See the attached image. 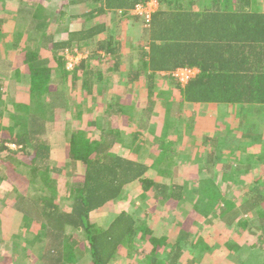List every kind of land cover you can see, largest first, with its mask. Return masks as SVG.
Returning <instances> with one entry per match:
<instances>
[{
	"label": "trees",
	"instance_id": "1",
	"mask_svg": "<svg viewBox=\"0 0 264 264\" xmlns=\"http://www.w3.org/2000/svg\"><path fill=\"white\" fill-rule=\"evenodd\" d=\"M102 1L107 7L116 8L126 6L128 0H92L97 5H101ZM146 1L133 0L132 4ZM158 1L163 9H158L145 27L148 46L146 49L144 45L137 48L140 65L136 71L141 72L148 67L152 70L148 74L149 89L156 71L171 72L178 67L194 66L199 73L183 87L180 102L233 103L241 105L238 107L240 114L253 105H264V10L258 8L256 0H192L188 4L183 3L184 0ZM197 1L202 5L195 6ZM40 2L33 3L39 6ZM40 10L30 5L11 12L17 22H26L29 34L34 33L35 37L26 34L24 41L29 48H18L14 60H9L6 55L0 58V178H5L6 172L16 166L23 169L18 171L15 168L22 185L25 182L33 187L37 185L34 201L32 198L26 200L20 194L10 202L28 230H32V226L35 229L38 227L34 241L41 238L50 240L43 241L44 250L35 261L38 264L71 262V254L79 243L72 234L66 233V228H71L80 231L81 240L89 245L87 264H110L120 246L135 251L138 235L146 238L151 245L145 264H157L160 255L157 249L168 246L169 238L154 236L149 225H135L126 212L117 214L105 228H97L91 222V214L115 200L131 181L139 180L145 192L160 188V195L163 196L168 191L166 187L141 178L144 172L142 164L111 151L118 133L115 117L124 115L121 108L119 110L112 105L111 114L90 121L93 128H100L90 130L96 132L94 140L85 129L67 130L66 152L69 160L79 162L83 171L81 179L69 189L68 197L72 200L70 210L61 211L58 207L54 195L55 180L49 174L45 176L58 161L49 145L47 129H54L66 115L62 90L58 87H63L66 78L72 75L73 81H82L85 94L93 89L90 66L81 60L72 71H68L62 56L65 51L81 48V41L91 44L103 29L97 25L70 31L64 12L61 21L57 22L59 26L54 27L44 23ZM93 11H88L89 18ZM7 32L13 37L12 44L7 46H18L21 35ZM104 40L97 45L104 56H111L114 50ZM40 49L50 55L40 54ZM138 76L136 73L135 77ZM16 95L22 101L15 99ZM54 105L59 107L56 113L49 111L51 108L54 110ZM198 187L194 191L193 211L201 209L203 216L209 213L214 216L216 206L224 202L222 195L212 181L200 180ZM180 193L179 189L176 196H173L174 192L171 195L180 199ZM252 197V202L247 204L248 211L253 213L252 223L259 226L263 236L264 214L257 209L256 200L262 198ZM191 223L197 224V220L193 219ZM170 242L163 261L177 264L182 255L181 240ZM73 261L71 263L76 264Z\"/></svg>",
	"mask_w": 264,
	"mask_h": 264
},
{
	"label": "rangeland",
	"instance_id": "2",
	"mask_svg": "<svg viewBox=\"0 0 264 264\" xmlns=\"http://www.w3.org/2000/svg\"><path fill=\"white\" fill-rule=\"evenodd\" d=\"M34 1H41L38 7L41 8L40 13L44 19V23L58 27L59 23L57 22L61 21L62 12L65 13L68 0ZM256 1L258 8L263 11L264 3H260L259 0ZM262 1L264 2V0ZM15 2H18V0H0V58L6 55V58L9 60H14L18 48H29V44L24 41V38L27 33V36L31 34H29V28L25 26L26 22L13 24L11 17L14 15L11 12L17 9L15 8ZM25 3L27 6L32 4L31 2ZM73 22L72 27L77 28L78 19H74ZM7 31H10L11 34L19 33L21 35V40L17 43L18 46H7V44H12L13 38L10 37ZM108 36L114 42L113 44L119 43L120 48H122L121 55L124 54V60L122 59V64L124 63L123 67L128 66L127 57L125 56L128 50L125 49V44L137 43L139 41L138 38L141 37V32L138 30L132 32L126 23H121L117 28L114 24H111L107 35L104 33L103 38L105 39ZM31 37H35L34 33L31 34ZM10 39L11 42L9 43ZM87 47L86 49L85 46H81V48H75L70 53H65L62 56L65 68L67 61L70 66L77 64L80 59L84 58V55L90 54L91 50H95L96 44L95 42H91ZM127 48L129 49V45ZM14 50L16 51L13 54ZM38 52H41L40 54L44 56L50 55L48 51L43 49L38 50ZM98 54L96 52V55ZM102 55L104 53H100L99 57L96 56L91 66L93 69L91 79L93 89L91 93L85 94L86 89L82 88V81H73L72 75L66 78L63 87H58V90H62L61 93L65 102V107H63L66 109L65 119L58 121L59 125L56 124L57 126L54 129L53 127H48L49 130L47 129L46 132L49 145L55 151V158L58 161L55 166L52 165V170L47 172L45 176L47 177V174H49L55 180L54 192L56 194L54 193V195L57 197L56 201L61 211L70 210L72 200L68 197L69 189L75 181L81 179L83 171V167L79 162L69 160L68 153L63 154L62 151H59L63 148L65 142L67 143L68 141L67 130H72L73 128L85 129L92 140L96 139V132L90 131L93 128L90 121H94V118H103L105 114H110V106L116 101L114 92L118 91L114 89L115 85L118 86L122 97L130 96L136 99L128 101L130 102V106L132 104L136 105L119 107V110L122 109L121 111H123L128 121L126 124H119L120 130H118V135H115V142L117 144L115 143L111 149L114 154L125 159L129 158L145 162L148 168L145 174L146 178L160 184H166L165 186H168L170 189L174 185H183V170L184 172L190 170L196 172L197 166H203L205 161V155L198 156L197 150L192 148V143L189 145L190 149L183 148L180 149V152L171 153L163 157L164 164H162L161 170H158V165L155 161L158 156L157 154L154 153L147 156L143 148L139 154L127 152L126 143L148 144L150 141L153 142V139L157 135H160L161 139L164 138L163 136H170L177 145L178 139L188 136L184 132L185 126L183 125L188 121L189 116H187L184 122H177L174 118L172 112L174 113L175 106H170L167 103V99H170L173 95L170 97L171 91H168L167 88L169 80L166 79V76H157L158 82H156L157 87L155 92L152 90L150 93L145 87V90H136L137 87H135L132 91L128 92L126 85L114 81L117 76L112 75V70L115 67L113 56L107 55L103 57ZM132 56L133 60L130 63L132 62L133 66H137V63H139L138 53L135 52ZM120 65L121 63L118 61V68ZM102 71L104 75H98V72ZM96 78H99L101 82L96 84L94 82ZM145 84V80H143V86ZM127 92L129 95L126 94ZM15 99L22 101L19 95H16ZM149 101L152 103L151 105ZM57 104H59V99ZM146 106L149 108V111H144ZM58 108V106H55L54 110L51 108L49 111L56 113ZM262 108L263 112L259 114L255 115L251 110H248L239 114L237 117L239 119L238 122L236 118L234 119L236 130L234 128L235 135H232L235 137L237 134H245L241 138L249 142V145L241 141L239 144L242 147L224 158L225 163L222 171L218 172V169L214 171L217 189L224 193V196L222 195L223 199L230 201L232 204H218L214 209V216H205L204 219L197 220L202 222L189 226V218H196V216L191 215L194 213L192 205L195 204V197L191 196L192 190H189V186L183 185L184 189L188 190V194H185L184 199L179 201L176 207L175 205L174 208L159 206L157 209L156 207L151 209L154 203L157 204L158 201L153 199L152 192H145L138 182L137 184H133L129 190L123 191L116 200L93 212L91 214L92 224L97 228H105L112 220V216L115 213L121 212L120 210L130 214L137 226L141 223L142 225L147 224L150 227L151 224V228L156 235L169 238L168 246L157 249L160 252L157 264H166L163 261V257L171 244L170 241L178 239L181 240L182 255L177 264H264V235L261 236L259 226L252 223V220H254L253 213L250 214L243 211L241 205L245 200V194L251 193L254 196H261V200L256 199L258 200L257 209L264 214V107ZM194 109L196 112L198 111L196 107ZM142 111L144 112L142 113ZM231 118L230 114V120ZM138 127H146L143 131L147 132L140 135ZM217 127L220 134L223 135L226 132V130L222 129L224 127L223 123H220ZM93 129H96V127ZM96 130H100L99 126H97ZM261 132L263 134L260 135ZM195 139V137L190 138L191 141H195ZM144 148L147 149V147ZM257 156H260L259 161L257 160ZM245 157L246 159H244ZM24 160L30 161L29 159ZM22 161L20 160L19 162ZM227 164H231L229 169L225 167ZM233 165L234 167L237 166L236 171H234L236 174V178L234 179L226 177L227 173H225L226 171L233 172L231 169ZM247 165L250 167L247 171H244ZM15 168L18 171L22 169L21 167L14 166L10 171L14 172ZM175 168L178 171L176 174L172 173V170ZM180 169L181 172H179ZM10 171L8 170L7 174L10 175ZM203 175L208 176V173L203 174L200 171L199 176ZM240 178L243 179L239 181ZM5 181L6 179L0 180V264H38L35 260L44 250L43 246L45 245L43 244L45 243L43 241L49 242L50 240L41 238L38 241H34L38 227L36 226L35 229L32 226V230H28L20 220L19 215L12 208V205H10L11 200L15 197L17 198L20 194L26 200L28 198L31 200L32 198L34 201L37 185L35 184L36 187H33L27 182L22 185L19 178L17 181H11V183ZM231 205L234 208L229 211ZM196 213L203 216L201 210H196ZM185 220L186 222L184 223ZM66 233L72 234L79 242L71 254V262L74 260L76 264H87L89 262V245L81 240L82 233L80 231H73L71 228H66ZM136 239L139 241L135 251L133 248L118 247L110 264H145L151 245L141 235H138ZM71 262L66 264H70Z\"/></svg>",
	"mask_w": 264,
	"mask_h": 264
},
{
	"label": "crops",
	"instance_id": "3",
	"mask_svg": "<svg viewBox=\"0 0 264 264\" xmlns=\"http://www.w3.org/2000/svg\"><path fill=\"white\" fill-rule=\"evenodd\" d=\"M27 1L28 0H18V2H15V8H21L22 6L23 7L27 6V4L25 3ZM156 1L158 2V5H159L158 9H163V5H161L158 0H156ZM191 1L192 0H184L183 3L188 4V2H191ZM30 2L32 3L31 5H33V6L36 5L34 7H36V9H37L38 4H33V2H35L34 0H30ZM30 2H28V3H30ZM132 3H133V0H132V2H131V0H128L126 3L127 4L126 6H121V7L117 6L115 8V7H107L105 4H103V1L101 2V5H97V3H93L92 0H68V4L66 5L67 9L65 10L66 17L64 16V18L70 24L69 25L70 31L81 30L82 28L87 29V28L97 26V25L101 26L100 28L103 29V31L100 34L96 35L93 38V41L96 44L95 50H91L90 54L84 55V58L82 59L86 65L90 66V68L94 62V58L96 56L99 57V54L103 53L102 49H100L98 47L97 42L104 39L103 34L105 33L107 35L108 30H109V26L111 24H114L117 28L121 23H126V24H128V28L132 32H134L135 30H138L139 32H141V37L138 38L139 41L137 43H126L125 44V49L128 50L127 55H125L127 57L128 66H125V67H123L124 63L122 64V59L124 60V58H123L124 54L121 55L122 54V48H120L119 43L113 44L114 42L112 41V39L109 36L105 38L104 41L106 43H110L109 48L114 50V53L111 54L114 58V61H115L114 62L115 67L112 70V75H115L117 77L113 76L116 78V79L114 78L115 80L114 79L113 80L117 83H123L124 85H126L127 86L126 90L128 92L132 91L135 87H137L136 90L137 89L145 90L144 89V87H145L146 90L150 91V93H151L152 90H154V92H155V89L157 87L156 86L157 85L156 82H158L157 76H166L167 77L166 79L169 80V86L167 88H168V91H171L170 97L173 95V97H171L170 99H167V103L170 106H175L174 113L172 112V114H173L174 118L177 120V122H184V120H186L187 116H189L188 121L183 125V126H185L184 132H185V134H188V136H185L184 138L178 139L176 142L177 143V145H176L175 141H173L170 136H163L164 138L161 139V136L157 135V137L155 139H153V142L150 141L148 144L147 143H144V144L138 143L137 144V143H133V142L132 143H130V142L126 143V146H127L126 149H127V152H134L135 154H139V152H141V149L143 148V149H145L144 153L147 156L153 155L154 153L157 154L158 156L155 159V161H156V164L158 165V170H161L162 164H164L163 157L168 156L171 153L180 152V149H183V148L190 149L189 145H190V143H192V148L197 150L198 156H200V155L202 156L203 154L205 155V161H204L203 166H201V165L197 166L196 172H193L191 170L188 172H184V170H183V172H182V174L184 175L183 185L189 186L190 187L189 190H192L191 196L195 197L194 191L197 190V188H199L198 186H199L200 180L212 181L214 186L217 188L218 186L214 180V171L216 169H218V172L222 171L223 165L225 163L224 158L229 156L231 153L238 151V149H240L242 147L241 144H239L241 141H243L244 144L249 145V142H246L244 140V138H241L245 134H241V135L237 134L235 137L232 135L235 133L234 132V128H235L234 127L235 126L234 119L235 118L237 119V117L239 116L240 113H239L238 107H240L241 105L233 104V103L187 102L185 100H182L180 102L179 96H180L183 88L179 87L176 84V82L172 79V77L169 75L170 71L169 72L168 71H156L154 78H152V81H153L152 84L153 85H151V89H149L148 74L151 73L152 70H150V68L148 67L147 69H144L141 72H139L138 70L136 71L137 66L140 65V60H139V63H137V66H133L131 64L132 62L130 63V61L133 60L132 55L138 51L137 48L139 45H144L145 49L147 48L146 46H148L147 45V43H148L147 42L148 41L147 40V28H145V27H147V25H145V23L142 19L130 15L129 11L133 8ZM199 5H202V4L197 1L195 3V6H199ZM28 7H30V6H28ZM16 10L17 9H15L14 12H16ZM89 10H94L91 18H89L88 14H87ZM8 11L10 12V10H8ZM154 15L155 14H153L152 16H154ZM14 16L11 17L12 21L14 20L13 24H18V22L16 21ZM41 19H43V17H41ZM74 19L75 20L78 19V27L77 28L72 27V25L74 24V22H73ZM36 20L40 21V19H38V18ZM108 24H110V25H108ZM141 24H142V26H141ZM80 45L85 46V48L87 49L88 48L87 46L90 45V43L88 44L86 41H83ZM128 45H129V49L127 48ZM96 52L99 54L96 55ZM102 56L104 57V55H102ZM118 61L121 63L119 68L117 66ZM90 70L92 72L93 69L91 68ZM136 73L139 74L138 77H135ZM92 75H93V73H92ZM98 75L103 76L104 74L102 72H98ZM145 75H146V77H144ZM146 78H147V81H146ZM98 80L99 79L96 78V80H95L96 84H98ZM143 80H145V83L147 85L145 84V86H143ZM114 89L118 90L117 92H114V96H115L116 101L113 104L116 106L117 109L121 106H123V107L130 106V104H129L130 102H128V101L136 100L135 98H131L130 96H125V98L122 97L119 93V88L117 85H115ZM128 92L126 93L127 95H129ZM116 103H118L119 107L116 105ZM149 103H150V101H149ZM134 105H136V104H132L131 106H134ZM195 107L198 110L197 112L194 109ZM245 107H248V106H245ZM262 107H264V105H253V106H251V108H247L246 110H244V112L251 110V112H253L256 115V114L263 112ZM146 108L144 109V111L145 110L147 111L149 109L147 106H146ZM110 111H111V108H110ZM144 111H142V113ZM110 114H111V112H110ZM230 114L232 116L231 120H230ZM115 118H116L115 119L116 130H117V128H118V130H120L119 124H124V123L126 124L128 121L124 115H122L120 117L116 115ZM238 120L239 119H237V122H238ZM220 123H223V125H224V127L222 129L226 130V132L223 135L220 134L219 128L217 127L218 125H220ZM230 124H231V126H230ZM138 128H139L138 132H140V135H143L147 132V131H143L146 129V127L145 128L138 127ZM229 129H231V130L229 131ZM235 130H236V128H235ZM51 132H54V131H51ZM156 134H158V133L156 132ZM261 134H263V132H261L260 135ZM117 135H118V133L116 134V136ZM191 137H195L196 138L195 141H191L190 140ZM66 144L67 143L65 142L63 148L59 150V151H62V153H64V154L67 153L66 152ZM144 147H147V149ZM51 150L53 152H55L52 148H51ZM127 159L132 160L136 163L142 164L144 166V172H143L141 178L150 180V179L146 178V176H145V174L148 171V168L145 165V162H140L139 160H134V159H129V158H127ZM244 159H246V157ZM258 159H260V156H257V160ZM225 167H227L229 169L231 167V164H227ZM249 167L250 166L247 165L246 170H244V171H247ZM236 168H237V166L234 167V165H233L231 168L233 170V172L226 171L225 172V173H227L226 177L232 178V179L236 178V174L234 172V171H236L235 170ZM200 171L203 174L208 173V176H204V175L199 176ZM177 172H178L177 168L172 170V173L176 174ZM179 172H181V169ZM10 173L11 174L9 175L6 172V177H5L6 181L5 182L11 183V181H15V180L17 181L18 176L15 174V171L14 172L10 171ZM241 176H242V174H241ZM5 178H3V179L0 178V180H5ZM243 178H240L239 181H241ZM150 181H152V180H150ZM138 182L141 184V182L139 180H134V181H131L129 184L125 185L123 190L119 194V196L122 194L123 191L125 192L126 190H129V188H131V186L133 184H135V183L137 184ZM12 183H14V182H12ZM154 183H157V182H154ZM157 184L161 185L162 187H166V189L168 191L166 193H164L163 196L160 195V192H159L160 188L158 189V191H152V190L148 191V192H152L153 193L152 197H154L153 199L158 201L157 204L154 203V205L151 207V209H154L155 207L157 209L159 206H161L163 208H168V207L174 208V205L176 207L177 206L176 204L179 201L184 199L185 194H188V192H187L188 190H185L183 185H174L170 189L168 186H165L166 184H160V183H157ZM179 189L181 190L180 199L174 198L173 196H176V191ZM216 190L219 191L218 193H220L221 195L224 196L223 192H221L219 189H216ZM173 192L175 194L172 196L171 193H173ZM244 196H245V200L243 201V204H241L242 209H243V211L250 213L248 211V210H250V208L248 207L247 204L252 202L250 200H251V198H253L252 196H254V195L251 193H248V194H245ZM194 200H195V198H194ZM221 203H228V205L232 204L230 201H226V200H224V202H221ZM158 204H160V205H158ZM233 208L234 207L231 205V209H229V211H231ZM169 209H171V208H169ZM175 209H177V208H175ZM199 210H201V209H199ZM120 211L124 212L123 210H120ZM150 211H152V210H150ZM168 211H170V210H168ZM119 213L120 212L115 213L111 219L113 220L114 217ZM128 215L131 216L130 214H128ZM191 215L196 216V218H189V226L192 225L191 220H193V219H196V220L204 219V217H205L202 215H197L196 212H194ZM209 215H211V214L209 213ZM209 215H207L206 217H209ZM185 222H186V220L184 221V223ZM197 222L200 223L202 221H200V222L197 221ZM150 228H151V224H150ZM150 230L152 231V234L154 236H158L153 232L154 230H152V228Z\"/></svg>",
	"mask_w": 264,
	"mask_h": 264
},
{
	"label": "built area",
	"instance_id": "4",
	"mask_svg": "<svg viewBox=\"0 0 264 264\" xmlns=\"http://www.w3.org/2000/svg\"><path fill=\"white\" fill-rule=\"evenodd\" d=\"M158 7L159 5L156 0H147L146 2L135 4L133 8L129 11V13L132 16L142 19L145 25H147L150 22L152 15L158 10ZM65 53L70 52L65 51ZM81 60L82 59H80L77 64L71 66L67 61L66 69L68 71H72ZM198 73L199 70L195 67H179L171 71L169 75L180 87L183 88L188 84L189 81L196 77Z\"/></svg>",
	"mask_w": 264,
	"mask_h": 264
}]
</instances>
